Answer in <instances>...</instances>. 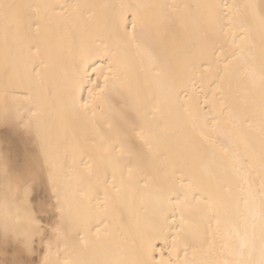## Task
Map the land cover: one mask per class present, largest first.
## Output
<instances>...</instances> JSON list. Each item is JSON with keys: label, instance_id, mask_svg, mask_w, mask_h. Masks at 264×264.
Listing matches in <instances>:
<instances>
[{"label": "snow or ice", "instance_id": "1", "mask_svg": "<svg viewBox=\"0 0 264 264\" xmlns=\"http://www.w3.org/2000/svg\"><path fill=\"white\" fill-rule=\"evenodd\" d=\"M94 8L119 9L112 47L83 48L68 83L50 78L43 60L20 71L21 46L38 56L53 17L79 26ZM194 9L205 10L198 22ZM0 52V264H264V0H0ZM189 74L221 92L235 81L252 101L225 102L216 115L199 102L178 108L176 87ZM102 176L99 200L92 193ZM137 185L151 190L165 221L178 216L168 259L154 258L150 240L132 258L119 248L85 258L107 249L114 233L105 222ZM193 191L201 197L194 222ZM176 192L184 199L173 203Z\"/></svg>", "mask_w": 264, "mask_h": 264}, {"label": "bare ground", "instance_id": "2", "mask_svg": "<svg viewBox=\"0 0 264 264\" xmlns=\"http://www.w3.org/2000/svg\"><path fill=\"white\" fill-rule=\"evenodd\" d=\"M16 3H49V4H89V5H118L120 3H143V4H169V5H197V4H232L244 3L245 0H13ZM94 15L91 20L87 17L81 20L79 26L66 25L61 19L55 17L43 29V35L40 44V53H28L27 43L20 48V71H30V61L43 60L47 65L45 70L47 75L55 82L64 84L71 80L75 63L79 60L81 50L85 47L95 50L97 47L114 44L111 32V24L119 15L117 8H94L91 10ZM170 11V10H169ZM226 11V9H224ZM195 20L198 22L200 17L205 14V10H193ZM191 23V21H190ZM107 25V27H106ZM179 31V29H178ZM227 55V52L225 53ZM2 56V52H0ZM127 59L135 69L137 66V57L134 51H129ZM97 66L106 64V57L97 55L93 57ZM168 87V85H163ZM223 92L218 90V82H213L207 76L203 79L199 74H189L184 80L178 83L176 87L177 95L173 98L174 104L178 108H187L188 106L199 102L210 115H216L217 110L223 103H232L239 108L252 101L243 87L237 86L233 81V87L228 89L226 84L220 85ZM207 99L209 103L203 104ZM258 102V97L256 98ZM94 135L92 130L81 133L84 137L91 138ZM22 147V146H21ZM108 182L111 183V175H108ZM177 178L183 180L177 174ZM227 185H223L221 191L226 194ZM93 196L99 200L104 198L103 176L101 182ZM184 199L182 192L173 193V203L175 199ZM200 194L193 191L189 194L192 201V207L188 210L187 215L194 222L197 217L196 202ZM178 216H170L167 221L159 214L158 205L150 189H145L137 185L129 192L127 200L118 205L114 217L105 223L109 231L114 233L113 239L108 243L107 249H97L85 254L87 259H105L116 254L117 249H123L124 254L132 258L142 254L144 246L150 240L154 245V258L168 259L171 251L173 238L176 235V226L173 223ZM95 229L93 228V232ZM175 258V257H173ZM183 258V253H180Z\"/></svg>", "mask_w": 264, "mask_h": 264}]
</instances>
